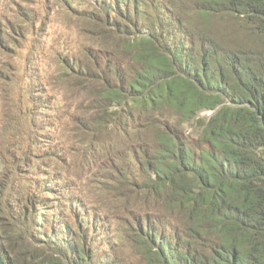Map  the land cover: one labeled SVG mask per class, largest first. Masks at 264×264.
Wrapping results in <instances>:
<instances>
[{
	"label": "trees",
	"instance_id": "1",
	"mask_svg": "<svg viewBox=\"0 0 264 264\" xmlns=\"http://www.w3.org/2000/svg\"><path fill=\"white\" fill-rule=\"evenodd\" d=\"M110 1L93 20L107 64L77 68L113 108L107 153L117 162L105 170L136 224L135 260L56 212L39 219L51 200L27 188L19 166L33 164L11 148L19 126L31 132L27 113H3L5 264H264V0Z\"/></svg>",
	"mask_w": 264,
	"mask_h": 264
},
{
	"label": "rangeland",
	"instance_id": "2",
	"mask_svg": "<svg viewBox=\"0 0 264 264\" xmlns=\"http://www.w3.org/2000/svg\"><path fill=\"white\" fill-rule=\"evenodd\" d=\"M102 1L0 0V117L27 113L31 132L19 126L21 146L11 148L26 153L33 164L26 170L19 166L30 178L27 188L37 190L39 203L45 197L51 200L45 202L48 208H34L39 219L44 212H56L77 232L89 227L95 237L114 244L118 255L133 261L136 224L119 209L122 201L109 188L114 172L105 170L113 157L107 152L115 133L113 124L106 123L113 108L107 110L100 96L79 78L77 68L94 74L93 58L107 64L103 51L108 43L96 36L102 27L93 21L98 20ZM94 119L100 124L95 125ZM14 192L18 195V190ZM7 203L8 215L12 203Z\"/></svg>",
	"mask_w": 264,
	"mask_h": 264
},
{
	"label": "water",
	"instance_id": "3",
	"mask_svg": "<svg viewBox=\"0 0 264 264\" xmlns=\"http://www.w3.org/2000/svg\"><path fill=\"white\" fill-rule=\"evenodd\" d=\"M0 264H5V262H4V260H3L2 256H1V254H0Z\"/></svg>",
	"mask_w": 264,
	"mask_h": 264
}]
</instances>
